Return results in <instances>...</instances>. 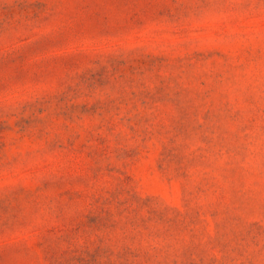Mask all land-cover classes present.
<instances>
[{
    "label": "rangeland",
    "instance_id": "rangeland-1",
    "mask_svg": "<svg viewBox=\"0 0 264 264\" xmlns=\"http://www.w3.org/2000/svg\"><path fill=\"white\" fill-rule=\"evenodd\" d=\"M0 264H264V0H0Z\"/></svg>",
    "mask_w": 264,
    "mask_h": 264
}]
</instances>
